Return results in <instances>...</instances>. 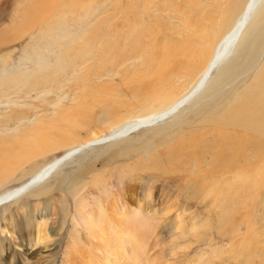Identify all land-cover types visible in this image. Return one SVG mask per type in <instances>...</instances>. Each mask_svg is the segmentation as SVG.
Returning a JSON list of instances; mask_svg holds the SVG:
<instances>
[{"label":"rangeland","instance_id":"rangeland-1","mask_svg":"<svg viewBox=\"0 0 264 264\" xmlns=\"http://www.w3.org/2000/svg\"><path fill=\"white\" fill-rule=\"evenodd\" d=\"M220 1L0 0V195L70 147L115 136L118 115L159 114L190 91L225 25ZM192 108L181 124L176 113L90 142L6 218L18 216L30 238L43 231L48 262L67 264L83 245L97 264L91 231L110 225L121 198L140 211L128 226L143 234L147 264H264V158L247 144L241 159L227 156L232 125ZM32 252L33 264L46 262Z\"/></svg>","mask_w":264,"mask_h":264},{"label":"bare ground","instance_id":"bare-ground-1","mask_svg":"<svg viewBox=\"0 0 264 264\" xmlns=\"http://www.w3.org/2000/svg\"><path fill=\"white\" fill-rule=\"evenodd\" d=\"M220 3L225 7V25L220 30L222 31L221 35H218L219 39L214 48L213 57H207L203 66L193 76L194 84L190 91L159 114L135 116L132 119L131 115L124 117L118 115V121L111 122V127L117 129L115 136L104 138L95 135L94 140L70 147L68 153L54 158L44 166L41 165L27 181L13 189L5 190L0 195V214L5 222L4 226L3 223H0V264H33L30 259L33 249H37V252L46 259L44 264H56V262H48L50 260L49 252L44 248H49L50 245L43 243V237H41L43 231H38V237H36V231L30 238L27 236V233H30V228L23 227L15 214H12L8 220L6 213L12 204L22 202L27 199L30 193L44 187L67 161L88 148L90 142L94 141L93 143L99 144L119 140L141 128L154 126L153 124L156 125L176 113L178 122L181 124L182 120L186 119L182 113L193 105L192 113L197 114L214 109L218 113L214 117L217 123L232 125L234 133L228 135L224 148L227 156L234 160L241 159L244 156L243 147L247 144L261 158H264V0H225ZM252 73H254V78L249 82V74ZM241 78L244 80L242 85ZM144 86L141 84L138 91ZM130 90L133 93V90ZM228 92L233 94V100L227 97ZM100 103L104 104L105 100L103 99ZM28 121L31 120H25V122ZM120 122L125 125L119 126ZM109 129L107 128L106 131ZM242 134H246L250 138L244 140L241 138ZM9 159L12 158L6 160L8 164L5 165V168L13 164ZM1 168L0 170H3ZM237 174L239 177L248 176L245 169L238 170ZM45 193L44 191V193L37 194L36 197H41ZM120 199L115 198L112 207H110V225L97 223L95 216L92 215V220L96 222V228L92 229L91 235L97 236L98 244L101 247L100 249L95 247V249H99V257L104 259L103 261L99 258L98 261L101 262L97 264H147L144 255L146 240L141 232L128 226V218L135 217L140 211L132 204L128 205ZM148 200L151 202L150 198ZM97 219L108 220L106 218ZM96 230L97 233L94 232ZM239 241L247 242L243 238ZM82 242H86V240H82ZM82 246H75L73 250H69L64 261L67 264H94V255H90L88 251L81 252ZM250 248L249 246L248 250ZM107 256H110L111 260L104 258ZM190 264L197 263L192 261Z\"/></svg>","mask_w":264,"mask_h":264}]
</instances>
